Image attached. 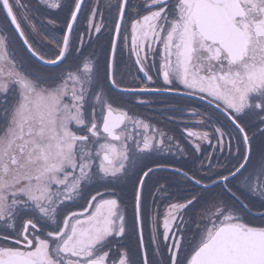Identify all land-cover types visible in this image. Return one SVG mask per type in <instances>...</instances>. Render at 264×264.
I'll return each mask as SVG.
<instances>
[{
	"label": "snow or ice",
	"instance_id": "1",
	"mask_svg": "<svg viewBox=\"0 0 264 264\" xmlns=\"http://www.w3.org/2000/svg\"><path fill=\"white\" fill-rule=\"evenodd\" d=\"M0 264H264V0H0Z\"/></svg>",
	"mask_w": 264,
	"mask_h": 264
},
{
	"label": "flooded vegetation",
	"instance_id": "2",
	"mask_svg": "<svg viewBox=\"0 0 264 264\" xmlns=\"http://www.w3.org/2000/svg\"><path fill=\"white\" fill-rule=\"evenodd\" d=\"M136 111L140 112V113H144V114H147L151 111H153V109H146L145 107L143 106H140L136 109ZM201 111H203V109H201ZM171 127V126H170ZM219 155V154H218ZM176 159L180 160V161H183L185 158L184 157H177ZM149 203H151V200H149ZM163 207L160 208V212H163ZM129 212L131 211V209L129 208L128 210ZM147 231V230H146ZM148 233V231H147Z\"/></svg>",
	"mask_w": 264,
	"mask_h": 264
},
{
	"label": "trees",
	"instance_id": "3",
	"mask_svg": "<svg viewBox=\"0 0 264 264\" xmlns=\"http://www.w3.org/2000/svg\"><path fill=\"white\" fill-rule=\"evenodd\" d=\"M129 213H131V212H129ZM146 235H148L147 231H146Z\"/></svg>",
	"mask_w": 264,
	"mask_h": 264
},
{
	"label": "rangeland",
	"instance_id": "4",
	"mask_svg": "<svg viewBox=\"0 0 264 264\" xmlns=\"http://www.w3.org/2000/svg\"><path fill=\"white\" fill-rule=\"evenodd\" d=\"M131 212V211H130Z\"/></svg>",
	"mask_w": 264,
	"mask_h": 264
}]
</instances>
